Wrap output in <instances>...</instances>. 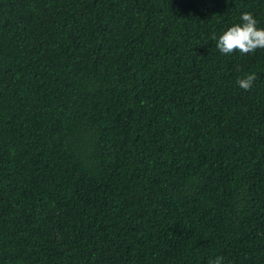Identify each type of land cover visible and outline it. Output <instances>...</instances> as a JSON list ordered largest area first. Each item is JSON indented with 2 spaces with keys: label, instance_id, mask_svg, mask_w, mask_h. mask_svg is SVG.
I'll use <instances>...</instances> for the list:
<instances>
[{
  "label": "trees",
  "instance_id": "obj_1",
  "mask_svg": "<svg viewBox=\"0 0 264 264\" xmlns=\"http://www.w3.org/2000/svg\"><path fill=\"white\" fill-rule=\"evenodd\" d=\"M244 12L0 0V264H264V48L214 39Z\"/></svg>",
  "mask_w": 264,
  "mask_h": 264
},
{
  "label": "clouds",
  "instance_id": "obj_2",
  "mask_svg": "<svg viewBox=\"0 0 264 264\" xmlns=\"http://www.w3.org/2000/svg\"><path fill=\"white\" fill-rule=\"evenodd\" d=\"M215 47L222 54H231L237 50L241 54L264 48V28L257 27V21L251 13L240 14L239 22L222 31L218 37H214ZM255 79L254 74H248L245 79L238 81L239 87L248 89ZM214 264H221L217 258Z\"/></svg>",
  "mask_w": 264,
  "mask_h": 264
}]
</instances>
